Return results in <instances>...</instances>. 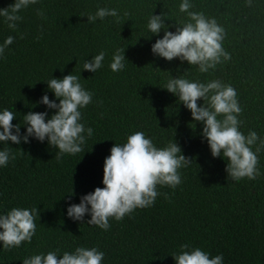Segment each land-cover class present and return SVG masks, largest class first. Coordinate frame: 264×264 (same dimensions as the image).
Returning a JSON list of instances; mask_svg holds the SVG:
<instances>
[{"label":"trees","instance_id":"16d2710c","mask_svg":"<svg viewBox=\"0 0 264 264\" xmlns=\"http://www.w3.org/2000/svg\"><path fill=\"white\" fill-rule=\"evenodd\" d=\"M13 2L0 0V8ZM182 2L37 0L18 13L22 19L15 30L0 17V44L14 37L0 56V111L14 112L12 123L20 124L23 135L24 114L55 113L39 103L45 94L59 103L46 82L71 73L92 93V102L80 109V122L93 130L91 136L83 134L80 153L59 159V150L47 139L29 137L19 145L0 142V150L10 153L7 165L0 166V215L13 207L38 212L30 243L5 250L0 242V264H22L33 255H62L81 246L103 252L101 264H176L172 256L183 244L210 257L222 255V264H264V0H251L250 7L248 0H190L189 11L214 18L226 33L222 43L231 58H222L206 73L151 51L164 34L148 30L151 15L162 14L167 30L175 31L176 24L188 20L179 9ZM100 7L116 9L120 22L111 16L87 22V15ZM117 49H125V67L113 72L109 65ZM101 51L105 59L100 69H82L85 60ZM176 77L201 83L219 80L236 90L242 109L239 130L244 135L255 131L259 137L252 146L254 152L260 148L256 179L228 177L227 161L213 157L201 135L203 125L192 120L177 96L163 89ZM197 103L202 106L203 100ZM137 131L157 148L170 142L180 146L181 154L191 159L178 169L181 183L175 188L158 185L153 205L119 221L109 218L108 230L87 224L90 214L83 221L68 217L70 204L104 186L103 163L113 144L125 143Z\"/></svg>","mask_w":264,"mask_h":264},{"label":"clouds","instance_id":"9594fccd","mask_svg":"<svg viewBox=\"0 0 264 264\" xmlns=\"http://www.w3.org/2000/svg\"><path fill=\"white\" fill-rule=\"evenodd\" d=\"M35 3L37 0H14L7 8H0V17L5 19L10 29L15 30L17 22L22 19L18 13ZM248 6H251V0H248ZM192 7L190 0H183L179 5L180 11L187 13L188 20L181 25L176 24L175 31L167 30L162 14L151 15L148 30L151 34H158L161 30L164 33L151 45V51L166 61L174 58L187 61L189 65H197L199 72L206 73L221 63L222 58L223 61L231 58L223 48L226 33L214 18H207L202 12L189 11ZM37 14L41 17L44 15L42 11ZM109 16L120 22L117 10L106 7H100L95 14L87 15V22L93 23ZM13 41L14 37L10 35L0 44V56ZM124 50L117 49L112 56L109 67L113 72L125 67ZM104 59L105 53L101 51L90 60H85L82 69L95 73L102 67ZM79 81L80 76L71 73L63 78L48 80L47 87L59 103L50 100L46 94L39 103L54 109L55 113L50 117L47 112L29 111L24 114L22 124L26 128L23 135L20 124L12 123L16 119L14 112L7 109L0 111V142L19 145L21 141L28 143L29 137H34L40 142L47 139L50 146L57 148L58 159L65 153H80L81 145L85 142L83 134L87 131L88 136H91L93 130L85 129L80 122V109L92 102V93L85 90ZM163 89L177 96L190 111L192 120L203 125L201 135L206 139L211 155L227 161L225 171L228 177L236 181L245 177L256 179L260 174L257 168V152L260 148L254 152L252 146L259 137L255 131L244 135L239 130L242 121L238 116L242 109L237 92L231 85L219 80L201 83L176 77L169 79ZM201 99L202 106L197 103ZM261 145H264V141H261ZM11 158L15 159L14 156ZM9 159V151L0 150V166H6ZM189 162L191 159L181 154V148L175 142L157 148L144 132H134L127 136L125 143H114L110 155L104 159V186L81 196L80 203L70 204L67 215L75 221H83L85 214H90L91 219L87 224L108 230L111 227L109 218L119 221L137 208L153 205L160 194L158 185L172 188L179 185L181 177L178 169ZM37 214L35 208L13 207L5 215H0V242L5 250L19 247L22 242H31L36 232ZM180 247L181 251L172 256L176 264H222V255L210 257L199 248L189 249L188 244ZM103 259L104 253L97 248L81 246L74 252L66 251L62 255L56 251L33 255L23 259L22 264H101Z\"/></svg>","mask_w":264,"mask_h":264}]
</instances>
